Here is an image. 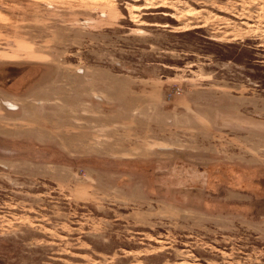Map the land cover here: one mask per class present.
Returning a JSON list of instances; mask_svg holds the SVG:
<instances>
[{"label":"rangeland","instance_id":"1","mask_svg":"<svg viewBox=\"0 0 264 264\" xmlns=\"http://www.w3.org/2000/svg\"><path fill=\"white\" fill-rule=\"evenodd\" d=\"M0 264H264V0H0Z\"/></svg>","mask_w":264,"mask_h":264},{"label":"crops","instance_id":"2","mask_svg":"<svg viewBox=\"0 0 264 264\" xmlns=\"http://www.w3.org/2000/svg\"><path fill=\"white\" fill-rule=\"evenodd\" d=\"M10 105V104H9ZM10 107V106H9Z\"/></svg>","mask_w":264,"mask_h":264}]
</instances>
